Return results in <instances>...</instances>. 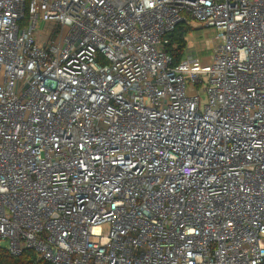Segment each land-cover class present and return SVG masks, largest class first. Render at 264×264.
I'll return each instance as SVG.
<instances>
[{"label":"built area","instance_id":"1","mask_svg":"<svg viewBox=\"0 0 264 264\" xmlns=\"http://www.w3.org/2000/svg\"><path fill=\"white\" fill-rule=\"evenodd\" d=\"M0 249L264 264V0H0Z\"/></svg>","mask_w":264,"mask_h":264},{"label":"trees","instance_id":"2","mask_svg":"<svg viewBox=\"0 0 264 264\" xmlns=\"http://www.w3.org/2000/svg\"><path fill=\"white\" fill-rule=\"evenodd\" d=\"M192 30L190 24L184 23L178 25L175 31L167 36L169 40L167 50L173 55L175 63H179L188 50V36ZM36 259L37 254L32 250H26L22 255L14 257L6 250L0 249V264H37Z\"/></svg>","mask_w":264,"mask_h":264},{"label":"rangeland","instance_id":"3","mask_svg":"<svg viewBox=\"0 0 264 264\" xmlns=\"http://www.w3.org/2000/svg\"><path fill=\"white\" fill-rule=\"evenodd\" d=\"M191 26L193 30L188 36L190 49L186 51L183 59L189 57L197 58L199 53H203V56L206 57L210 53L209 50H211V47L209 45L207 46V44L213 42V39L217 36V32L213 29H201L196 23L191 24Z\"/></svg>","mask_w":264,"mask_h":264}]
</instances>
